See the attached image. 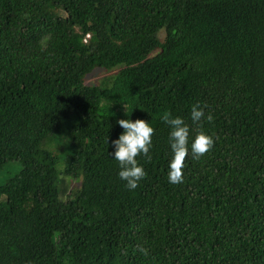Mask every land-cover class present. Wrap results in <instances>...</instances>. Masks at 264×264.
Wrapping results in <instances>:
<instances>
[{
    "label": "trees",
    "instance_id": "16d2710c",
    "mask_svg": "<svg viewBox=\"0 0 264 264\" xmlns=\"http://www.w3.org/2000/svg\"><path fill=\"white\" fill-rule=\"evenodd\" d=\"M97 67L117 70L85 84ZM197 101L212 121L192 123ZM165 113L214 140L178 184ZM123 118L154 129L132 190L109 155ZM10 162L0 264H264V0H0ZM59 174L79 182L65 197Z\"/></svg>",
    "mask_w": 264,
    "mask_h": 264
},
{
    "label": "clouds",
    "instance_id": "9594fccd",
    "mask_svg": "<svg viewBox=\"0 0 264 264\" xmlns=\"http://www.w3.org/2000/svg\"><path fill=\"white\" fill-rule=\"evenodd\" d=\"M204 107L206 105L202 106L199 101L191 105L190 119L194 125H200L202 119L213 120L211 113L205 115ZM161 119L169 126L170 158L167 161V179L170 184L182 183L185 157L189 152H191L193 159L202 156L211 148L214 140L202 127L189 139V125L179 115L173 116L171 113H165ZM116 124L122 128V131L116 138L111 139L109 155L118 162V177L125 181L124 186L127 189L132 190L137 188L139 181L146 175L143 165L137 160V156L144 155L150 158L149 150L152 147L154 129L149 121L144 118L118 119ZM108 143L107 138V146Z\"/></svg>",
    "mask_w": 264,
    "mask_h": 264
},
{
    "label": "rangeland",
    "instance_id": "374dc122",
    "mask_svg": "<svg viewBox=\"0 0 264 264\" xmlns=\"http://www.w3.org/2000/svg\"><path fill=\"white\" fill-rule=\"evenodd\" d=\"M117 69H112L110 71L105 70L104 68H94L91 70L84 78V83L91 85L99 83L102 78L109 76L116 72ZM72 119V118H71ZM73 120V119H72ZM71 120V122H72ZM70 121H67L68 124ZM71 124V123H70ZM66 127H61L59 136L56 141L48 148L52 149L58 155V162L56 164V168L58 171H61L64 167V158L66 157V141H67V134L63 133ZM20 168V165L17 162H10L6 164L2 170L0 171V183H4L7 181L9 177L14 175ZM59 178L61 179V190L63 193V197L74 187H76L79 182L73 179H70L62 174H59Z\"/></svg>",
    "mask_w": 264,
    "mask_h": 264
}]
</instances>
